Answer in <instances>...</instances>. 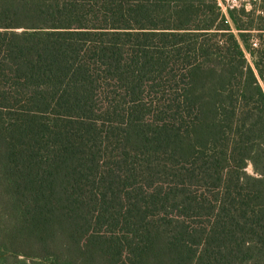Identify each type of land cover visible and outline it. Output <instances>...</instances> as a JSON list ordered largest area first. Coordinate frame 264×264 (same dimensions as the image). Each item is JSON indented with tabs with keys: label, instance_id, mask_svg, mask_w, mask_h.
Segmentation results:
<instances>
[{
	"label": "trees",
	"instance_id": "trees-1",
	"mask_svg": "<svg viewBox=\"0 0 264 264\" xmlns=\"http://www.w3.org/2000/svg\"><path fill=\"white\" fill-rule=\"evenodd\" d=\"M257 14L0 0V264H264Z\"/></svg>",
	"mask_w": 264,
	"mask_h": 264
},
{
	"label": "rangeland",
	"instance_id": "rangeland-1",
	"mask_svg": "<svg viewBox=\"0 0 264 264\" xmlns=\"http://www.w3.org/2000/svg\"><path fill=\"white\" fill-rule=\"evenodd\" d=\"M225 3L228 4L229 7H231V9H239L243 8L246 12L250 11V10H255L256 12H258V14H261V11L264 10V1L263 0H225ZM257 14V15H258ZM244 21L242 22H247L252 20L251 19H243ZM252 24L254 26H256L258 24V21L254 20L251 21ZM259 34L257 32H252L250 34L249 37V43L251 44L252 48H256L253 46L254 43L258 44V40H259ZM246 58L248 59L249 62H251L250 60V56L249 54L246 52ZM247 173L251 174L252 170L251 167L247 168Z\"/></svg>",
	"mask_w": 264,
	"mask_h": 264
},
{
	"label": "built area",
	"instance_id": "built-area-1",
	"mask_svg": "<svg viewBox=\"0 0 264 264\" xmlns=\"http://www.w3.org/2000/svg\"><path fill=\"white\" fill-rule=\"evenodd\" d=\"M218 2L221 14L226 17L227 9H230L231 7H229L228 4L225 3V0H218ZM253 46L256 47V43H254Z\"/></svg>",
	"mask_w": 264,
	"mask_h": 264
}]
</instances>
